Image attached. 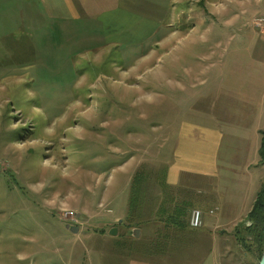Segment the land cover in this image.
<instances>
[{
	"label": "rangeland",
	"instance_id": "374dc122",
	"mask_svg": "<svg viewBox=\"0 0 264 264\" xmlns=\"http://www.w3.org/2000/svg\"><path fill=\"white\" fill-rule=\"evenodd\" d=\"M158 1L165 10L161 21L135 28L122 12L106 33L116 30L114 41L88 35L83 45L67 47L65 38L49 46L46 38H31L38 51H25L24 60L17 52V18L0 29V264H132L120 254L129 246L145 257L141 243L151 225L140 228L137 244L118 222H127L134 172L149 177L145 205L156 206L161 187L154 176L172 182L178 172L170 165L178 121L210 128L216 137L229 126L225 109H232L235 95L211 89H223L236 65L264 55L257 48L264 0L228 9L227 0ZM203 3L216 7L209 22L181 13L202 14ZM133 7L143 10L140 3ZM228 145L220 144L213 174L183 173L193 183H183V176L180 182L199 196L188 219L199 209L203 224L225 203L229 221L214 230L226 238L248 236L243 245L234 238L233 262L258 264L251 233L242 228L250 224L246 213L264 164L242 162ZM186 152L202 156L198 148ZM181 161L178 166L193 167L191 158Z\"/></svg>",
	"mask_w": 264,
	"mask_h": 264
},
{
	"label": "crops",
	"instance_id": "0c3cea01",
	"mask_svg": "<svg viewBox=\"0 0 264 264\" xmlns=\"http://www.w3.org/2000/svg\"><path fill=\"white\" fill-rule=\"evenodd\" d=\"M248 1L227 0L225 2L226 9L233 8V5H246ZM136 3L142 4L143 10L134 9L133 6ZM214 5L217 6L216 3ZM0 6V29L10 26L7 21L12 16L17 18V25L14 28L19 30V37L22 39L17 52L21 53L23 60L25 51L29 54L30 51H33L34 54L38 51L31 38H46L48 46L56 45L55 39L65 38L67 47L73 46L74 43L83 45L88 35L95 38V41L103 43L105 38H113L114 41V37H117L116 30H112L113 35L106 36V33L110 32L109 30L115 25V22L121 21L122 12L129 14L124 22L133 20L136 22L135 28H138L137 23L139 24V22L151 24L154 21H161L160 15L165 11L162 8V3L158 0H0ZM181 13L193 14L196 18L209 22L212 17L216 16L217 11L216 7L209 10L204 8L201 14L200 10L188 8L186 12L181 11ZM230 14L233 15L232 12ZM259 31L261 32L260 46L257 48L263 53L264 23L260 26ZM125 32H132V30ZM256 58L236 65L234 75L226 79L223 89L215 86L211 89L218 93L225 92V97L228 92L235 95L233 98L235 104L232 109L228 110L227 106L225 109L226 116L230 118L227 120L229 126L224 132L219 131L218 137H216L217 132L210 128L200 129L190 121H178L176 140L174 138L173 143L175 144L173 155L176 159H172L170 162V165L177 168L178 172L172 182L167 179L168 183L176 185L182 176L185 178L183 181H188L189 178L186 177V174L183 175L187 171L198 173L202 177L216 172L220 144H229L228 146L234 151V156L246 164H255L257 161L259 163L260 131L264 128V55L260 54ZM186 115L187 112L183 118ZM186 148L195 150L198 148L202 156H198V153L188 154ZM227 154L229 153L227 152ZM185 157L191 158L193 167L178 166L183 163L181 160ZM177 160L181 162L179 163ZM225 164L227 163L225 162ZM195 165H199L201 168ZM199 175L196 174L195 180L199 178ZM230 203L233 205V202ZM224 205L213 217L206 214L201 226L193 228L188 225L189 227H186L188 233L185 232L182 238H178L176 242L179 246L172 252L149 255L146 253L145 257H142L129 246L128 252L121 251L120 254L125 253L122 254L127 256L125 260L132 264H234L233 254L239 251L236 238L234 237L235 242L234 238H226L214 230L216 224L225 226L223 223L229 221L226 219V215L231 213L227 212L228 207ZM129 231L126 228L124 236L128 235ZM146 233L145 239L149 240L150 232L146 231ZM134 238L136 239L134 242H137V236Z\"/></svg>",
	"mask_w": 264,
	"mask_h": 264
},
{
	"label": "trees",
	"instance_id": "16d2710c",
	"mask_svg": "<svg viewBox=\"0 0 264 264\" xmlns=\"http://www.w3.org/2000/svg\"><path fill=\"white\" fill-rule=\"evenodd\" d=\"M259 163L264 164V128L260 131V143L258 147ZM149 177L142 170H137L131 179L128 202L126 208L125 218L123 220L128 228L140 229L144 225L150 228V239L142 242V249L150 254H163L165 252H172L179 246L177 244L178 238H182L187 232L188 226V211L199 201V196L196 195V188L193 185H186L183 183H193V181H182L178 183L174 191V186L167 182L164 176L155 175L154 179L159 182L160 190L158 196V204L156 206L145 205V198L147 194L144 193V187ZM183 180V179H181ZM246 219L250 224L242 228L245 233H251L253 243L255 244L259 257L263 247V226H264V180L260 184L253 203L246 213ZM242 230V231H243ZM243 231V232H244ZM132 230L129 231L131 235ZM236 232H240L237 229ZM188 233V232H187ZM239 245H243L248 236L242 234L235 235ZM134 240H136L134 238ZM137 244L140 243L139 238Z\"/></svg>",
	"mask_w": 264,
	"mask_h": 264
},
{
	"label": "built area",
	"instance_id": "2783aa9c",
	"mask_svg": "<svg viewBox=\"0 0 264 264\" xmlns=\"http://www.w3.org/2000/svg\"><path fill=\"white\" fill-rule=\"evenodd\" d=\"M254 24L259 25V22L254 23ZM189 224L193 227L200 226L202 224V214L200 210L198 209L191 210L190 217H189Z\"/></svg>",
	"mask_w": 264,
	"mask_h": 264
},
{
	"label": "water",
	"instance_id": "95a60500",
	"mask_svg": "<svg viewBox=\"0 0 264 264\" xmlns=\"http://www.w3.org/2000/svg\"><path fill=\"white\" fill-rule=\"evenodd\" d=\"M66 228H68L71 232H77L78 231V227L76 226H68L66 225ZM264 229V226H263ZM116 233V229L113 228L112 230H110L109 234L114 235ZM132 234L134 236H138L139 234V230L138 229H133L132 230ZM258 264H264V238H263V249H262V253L261 256L259 258Z\"/></svg>",
	"mask_w": 264,
	"mask_h": 264
},
{
	"label": "bare ground",
	"instance_id": "6f19581e",
	"mask_svg": "<svg viewBox=\"0 0 264 264\" xmlns=\"http://www.w3.org/2000/svg\"><path fill=\"white\" fill-rule=\"evenodd\" d=\"M192 210H193V209H192ZM198 210H199V209H198ZM190 212H191V211H190ZM201 214H202V212H201ZM70 216H71L72 218L75 217L73 214L70 215ZM189 217H190V215H189ZM72 218H71V219H72ZM202 219H203V214H202ZM122 220H124V218L121 217V219H119L118 222H120V221H122ZM122 223H124V222H122ZM125 224H126V223H125ZM188 225H189L190 227H193V226H191V225L189 224V219H188ZM123 226H124V225H123ZM124 227H125V226H124ZM197 227H199V226H196V227H193V228H197ZM125 228H128V227L126 226ZM131 229L133 230V229H138V228H128V230H131ZM138 230H140V229H138ZM128 234H129V233H128ZM131 234H132V232H131ZM132 235H133V234H132ZM132 235H131V236H132ZM138 235H139V234H138ZM132 237H136V236L133 235ZM137 237H139V236H137Z\"/></svg>",
	"mask_w": 264,
	"mask_h": 264
}]
</instances>
